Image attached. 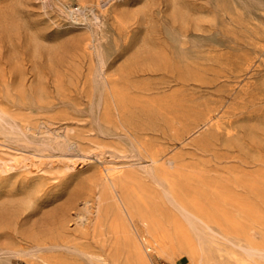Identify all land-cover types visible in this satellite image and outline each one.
I'll return each instance as SVG.
<instances>
[{
    "label": "rangeland",
    "instance_id": "1",
    "mask_svg": "<svg viewBox=\"0 0 264 264\" xmlns=\"http://www.w3.org/2000/svg\"><path fill=\"white\" fill-rule=\"evenodd\" d=\"M76 2L0 0V196L61 222L56 264H264V0ZM107 172L150 206L117 231Z\"/></svg>",
    "mask_w": 264,
    "mask_h": 264
},
{
    "label": "bare ground",
    "instance_id": "2",
    "mask_svg": "<svg viewBox=\"0 0 264 264\" xmlns=\"http://www.w3.org/2000/svg\"><path fill=\"white\" fill-rule=\"evenodd\" d=\"M88 2L89 0H77L76 9L79 10L85 8L88 5ZM27 42L34 50H38L37 48L40 42L35 36L28 37ZM115 96L119 97L120 94L115 92ZM149 157L152 162L157 161L155 155L150 154ZM155 181L158 182V178H155ZM88 193L89 197L95 194L98 199L97 212L100 211L99 204L103 202V199L110 198L113 200L116 211L122 220L116 222L114 226L115 231L120 229L118 226H126V220H132L134 211L138 209V207L143 206L144 210L150 208L149 204L139 197L137 193L115 181L112 178L111 173L108 172L102 177V183L97 189V192L94 191V188L92 187L89 189ZM166 196L169 201L176 200L179 211L190 226H194V221L199 220L209 227L208 222H210L211 218L208 215L203 214L199 205L194 203V210L187 208L183 201L176 199L173 188L167 189ZM33 204V197L30 190H26L20 195L9 197L0 196V251L6 249L18 251L17 249L19 248L33 246L38 252L42 262L45 264H56L57 250L58 247L61 246V222L57 220V218L52 219L50 227H48L47 230L49 233L43 234L45 230H40L36 224L37 220L33 218ZM142 219L143 221H151L152 224L157 222L156 218L149 213L143 214ZM159 223H161L160 220ZM159 239L162 240L163 236ZM159 239L155 237L152 239H145V247L148 250L158 249L157 243L160 241ZM184 244L188 245L189 252L192 253V245L187 243V241H185ZM198 244L201 246L202 241H199ZM47 249H49L48 252H46ZM80 250L84 254H92L87 250ZM94 255L95 257H101L100 254ZM100 260H104V257Z\"/></svg>",
    "mask_w": 264,
    "mask_h": 264
}]
</instances>
